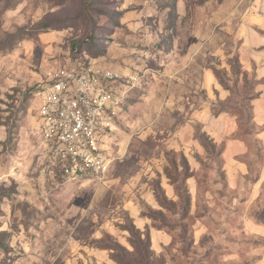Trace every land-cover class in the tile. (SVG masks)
I'll use <instances>...</instances> for the list:
<instances>
[{
  "label": "rangeland",
  "instance_id": "374dc122",
  "mask_svg": "<svg viewBox=\"0 0 264 264\" xmlns=\"http://www.w3.org/2000/svg\"><path fill=\"white\" fill-rule=\"evenodd\" d=\"M129 76L98 179L50 171L48 73ZM264 264V0H0V264Z\"/></svg>",
  "mask_w": 264,
  "mask_h": 264
},
{
  "label": "built area",
  "instance_id": "2783aa9c",
  "mask_svg": "<svg viewBox=\"0 0 264 264\" xmlns=\"http://www.w3.org/2000/svg\"><path fill=\"white\" fill-rule=\"evenodd\" d=\"M34 92L35 118L50 171L66 180L98 179L110 169L105 139L129 89V76L73 64L48 73Z\"/></svg>",
  "mask_w": 264,
  "mask_h": 264
},
{
  "label": "trees",
  "instance_id": "16d2710c",
  "mask_svg": "<svg viewBox=\"0 0 264 264\" xmlns=\"http://www.w3.org/2000/svg\"><path fill=\"white\" fill-rule=\"evenodd\" d=\"M37 86L35 87L34 92L36 91ZM135 237L133 244L134 249H137L139 254V262L135 260H131L127 257H124L119 254L114 255V260L119 262L120 264H150V254H149V237L144 235L141 237L140 235H133Z\"/></svg>",
  "mask_w": 264,
  "mask_h": 264
}]
</instances>
